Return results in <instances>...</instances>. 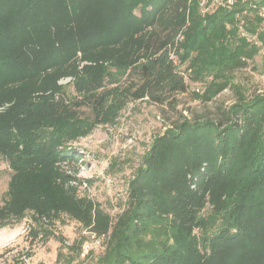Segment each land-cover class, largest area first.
Listing matches in <instances>:
<instances>
[{
    "label": "trees",
    "instance_id": "16d2710c",
    "mask_svg": "<svg viewBox=\"0 0 264 264\" xmlns=\"http://www.w3.org/2000/svg\"><path fill=\"white\" fill-rule=\"evenodd\" d=\"M263 10L264 0L206 13L200 0H0V153L13 171L0 229L31 213L32 240L45 239L42 226L67 214L112 228L97 264H264V93L155 137L114 224L79 199L89 180L67 142L90 126L76 109L112 123L130 102L164 104L187 91L184 67L213 77L211 101L264 50Z\"/></svg>",
    "mask_w": 264,
    "mask_h": 264
},
{
    "label": "rangeland",
    "instance_id": "374dc122",
    "mask_svg": "<svg viewBox=\"0 0 264 264\" xmlns=\"http://www.w3.org/2000/svg\"><path fill=\"white\" fill-rule=\"evenodd\" d=\"M185 68L182 73L187 91L175 94L164 104L147 100L130 102L112 123H98L88 107L75 110L79 119L90 122L85 135L67 141L84 160L73 164L72 170L78 169V177L90 181L82 183L78 196L109 215L111 224L129 209V184L143 166L155 137L185 118L194 121L216 117L221 108L227 109L238 102L240 93L248 99L264 93V50L255 61L232 71L230 80L233 85L211 101H205L202 96L213 77L195 81ZM69 82L63 80L61 83L67 85L66 91L73 97L75 91ZM12 174L9 163L0 153V207L8 200ZM209 213L207 207L203 214L207 216ZM33 224L32 215L28 213L13 226L0 229V264H68L71 258L74 260L72 264H97L112 232L110 228L107 234H98L93 231L94 222L85 226L80 220L62 214L42 226L50 236L32 240L30 228ZM200 232L195 231L197 235ZM60 238L64 240V247H61ZM81 242L82 254L79 256V248L74 244ZM60 253L63 254L61 257Z\"/></svg>",
    "mask_w": 264,
    "mask_h": 264
},
{
    "label": "built area",
    "instance_id": "2783aa9c",
    "mask_svg": "<svg viewBox=\"0 0 264 264\" xmlns=\"http://www.w3.org/2000/svg\"><path fill=\"white\" fill-rule=\"evenodd\" d=\"M208 0H200V6L202 8V13H206L208 11H212L213 9H215L217 6L219 5H223V6H230L233 4L234 0H215L210 6L209 8L206 7Z\"/></svg>",
    "mask_w": 264,
    "mask_h": 264
}]
</instances>
